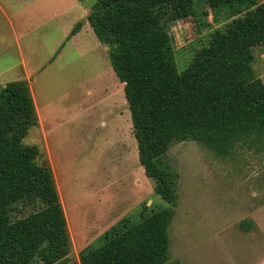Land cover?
Listing matches in <instances>:
<instances>
[{"label":"rangeland","instance_id":"1","mask_svg":"<svg viewBox=\"0 0 264 264\" xmlns=\"http://www.w3.org/2000/svg\"><path fill=\"white\" fill-rule=\"evenodd\" d=\"M89 3L0 0V87L28 81L40 122L22 142L51 167L72 245L69 259L77 264L113 226L167 207L139 165L123 84L107 48L85 24ZM215 13L197 2L194 18L170 24L178 73L205 35L225 23L227 7ZM77 23L81 28L69 37ZM253 68L264 83V46L254 48ZM162 161L179 194L168 230L170 258L264 264V148L242 146L219 157L189 140L173 145ZM243 220L251 223L248 232L240 228Z\"/></svg>","mask_w":264,"mask_h":264},{"label":"trees","instance_id":"2","mask_svg":"<svg viewBox=\"0 0 264 264\" xmlns=\"http://www.w3.org/2000/svg\"><path fill=\"white\" fill-rule=\"evenodd\" d=\"M77 1H90L86 22L123 84L139 165L167 204L113 226L98 246L80 253L79 264H183L170 258L168 230L179 194L162 158L189 140L219 157L242 146L264 148V83L253 68L254 48L264 46V1ZM197 2L213 15L227 7V18L178 73L168 29L194 18ZM80 28L77 23L69 37ZM37 126L28 81L0 87V264H77L69 259L72 245L51 167L22 142ZM239 225L251 229L248 220Z\"/></svg>","mask_w":264,"mask_h":264},{"label":"crops","instance_id":"3","mask_svg":"<svg viewBox=\"0 0 264 264\" xmlns=\"http://www.w3.org/2000/svg\"><path fill=\"white\" fill-rule=\"evenodd\" d=\"M88 11H89V8H85L84 9V15H85V24H88L87 22H86V16H87V14H88ZM26 80V79H25ZM33 97V96H32ZM34 100V99H33ZM34 105H35V102H34ZM35 108H36V106H35ZM36 112H37V108H36ZM37 115H38V113H37ZM38 122H40V119H39V116H38ZM143 172H144V170H143ZM149 179V178H148ZM149 181H151L150 179H149ZM147 205V204H146ZM130 222V221H129Z\"/></svg>","mask_w":264,"mask_h":264}]
</instances>
